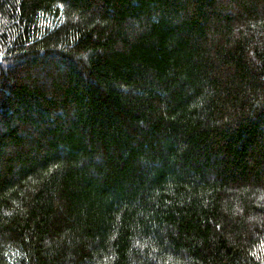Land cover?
I'll return each mask as SVG.
<instances>
[{
	"label": "trees",
	"instance_id": "trees-1",
	"mask_svg": "<svg viewBox=\"0 0 264 264\" xmlns=\"http://www.w3.org/2000/svg\"><path fill=\"white\" fill-rule=\"evenodd\" d=\"M0 264H264V0H0Z\"/></svg>",
	"mask_w": 264,
	"mask_h": 264
}]
</instances>
